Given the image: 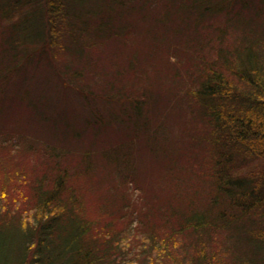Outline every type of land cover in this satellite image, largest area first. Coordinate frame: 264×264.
Returning a JSON list of instances; mask_svg holds the SVG:
<instances>
[{"label":"trees","instance_id":"1","mask_svg":"<svg viewBox=\"0 0 264 264\" xmlns=\"http://www.w3.org/2000/svg\"><path fill=\"white\" fill-rule=\"evenodd\" d=\"M24 105L0 264H264V0H0Z\"/></svg>","mask_w":264,"mask_h":264},{"label":"rangeland","instance_id":"2","mask_svg":"<svg viewBox=\"0 0 264 264\" xmlns=\"http://www.w3.org/2000/svg\"><path fill=\"white\" fill-rule=\"evenodd\" d=\"M26 83H27L26 85L29 86L30 89L32 90V95L33 96L36 93H38V92H36V93L34 92L35 90L38 91V88H37V86H35V83H33V82H31V84L28 83V82H26ZM40 87L44 88L45 85H40ZM34 88H36V89L34 90ZM61 91L63 92V90H61ZM46 94L49 97H53L54 99L60 100V102H64V101L68 102L69 101L68 98H67V96H68L67 94L68 93L67 94L64 93V94H61V95H56L55 90L52 91V88L50 89V91L46 92ZM69 94H73V93L69 91ZM17 103L13 104L11 106V108L14 105H16ZM11 108L10 109H5V106L4 107L0 106V119H3L4 122H6L5 120L8 119V118L12 119L13 121H16V122L17 121L31 122V121L36 120V119L39 118V116L37 114V111L33 110V108L30 105H24V106H21V107L18 106V107L13 108L12 110H11ZM83 191H84L85 195H87L86 197H89L90 194L86 193V190L85 189L83 190V188H82V192ZM91 197H93V199H95L94 196H91Z\"/></svg>","mask_w":264,"mask_h":264}]
</instances>
